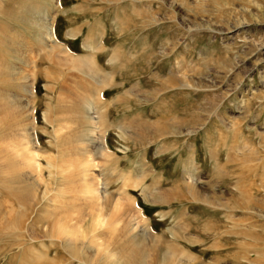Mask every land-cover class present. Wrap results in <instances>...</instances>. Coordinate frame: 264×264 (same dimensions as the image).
Wrapping results in <instances>:
<instances>
[{
    "label": "rangeland",
    "instance_id": "1",
    "mask_svg": "<svg viewBox=\"0 0 264 264\" xmlns=\"http://www.w3.org/2000/svg\"><path fill=\"white\" fill-rule=\"evenodd\" d=\"M40 1L48 44L62 47L53 57L32 19L20 21L27 3L0 0V106H12L0 116L13 111L35 126L56 155L54 125L72 150L75 131L90 128L88 154L111 191L105 222L120 195L141 232L144 257L134 264H264V0H32ZM76 54L90 64L72 65ZM125 230L123 217L113 233ZM10 238L0 241V264L15 250ZM61 254L50 256L78 264Z\"/></svg>",
    "mask_w": 264,
    "mask_h": 264
},
{
    "label": "bare ground",
    "instance_id": "2",
    "mask_svg": "<svg viewBox=\"0 0 264 264\" xmlns=\"http://www.w3.org/2000/svg\"><path fill=\"white\" fill-rule=\"evenodd\" d=\"M23 1L27 3V6L24 4L25 8L20 9V21L25 24L32 19L33 29L35 28L33 35L39 39L41 38L45 44H48L49 40H54L51 39L53 38V32L50 18L39 16L41 13L39 14L38 6L42 2ZM141 14L135 13L138 17ZM0 45L2 46V43ZM48 45L46 47H49L47 49L51 56L62 48L52 43ZM69 58L72 65L81 68L88 66L91 62L90 57L81 54L78 56L76 54L73 58L69 56ZM12 85L7 87L12 90L35 91L34 88H31V83H29V89L19 83H13ZM100 91H98L99 97L102 93ZM4 95V93H1L0 97L6 98ZM14 96L16 95L14 94ZM88 100L86 99V101ZM89 101L87 103H90ZM85 104L86 102L82 104V107ZM7 108L11 110L12 106L6 103L2 104L0 112ZM11 112L13 114V111ZM12 114L5 112L4 115L0 116V124L2 121L5 122L4 129L0 128V195L5 196L8 203L3 208L1 207L2 201H0V241H3L5 233H11V238L7 240V244L10 249H15L8 264H71V261H67L65 258L59 260L50 256L51 251H53L54 254L60 257L63 250L67 251L69 259L77 260L78 264H90L93 260L98 264H134L138 259L144 257L142 250L138 248L142 237L136 225L137 221L135 222L132 218L134 215L130 214L129 216L127 214L130 210L127 212L122 211L123 203L120 202L122 200L121 197L119 198L120 195H112L107 211L111 220L108 223L105 222L108 218H104L103 211L106 210V205L109 202L106 203L103 197L111 191L108 192L107 183L102 185L101 174L97 172L99 169L97 167L98 163H94V160L89 157L91 155L88 154V146L94 141L90 128L80 127L82 129L75 131V140H77L75 142L78 146L73 145L72 150L68 137L62 135L63 133L61 134L62 128L54 125L49 142L57 149L56 155L41 147V138L37 128H34L35 126H28L29 123L27 124L25 121L19 122L14 118L12 119ZM8 115L11 117L7 118ZM83 117L85 120H93L94 122L93 116L90 114L83 115ZM45 120L48 121L47 118ZM60 123L59 126L66 125L65 123L60 125ZM68 125L70 124L68 123ZM58 130H60L61 135ZM15 165L21 166L20 173L15 172ZM25 172L31 174L28 179L22 176ZM136 185L134 184V187ZM188 189L197 197L198 192L195 191L194 186L190 185ZM54 194L61 199L53 198ZM157 195L153 196L154 198L152 197L153 203L157 202L156 198L159 200L160 197ZM123 217H126V230L122 233L127 241L126 245L120 248H110L106 246L107 243L105 244L106 239L109 244L120 237L122 239V235H116L113 232L123 220ZM107 227L108 229H106ZM33 229L36 230L34 233ZM91 247L94 250L90 253ZM170 248H172V245ZM164 253L166 255L168 252ZM89 261L91 262L88 263ZM137 264H141V262L139 261Z\"/></svg>",
    "mask_w": 264,
    "mask_h": 264
},
{
    "label": "crops",
    "instance_id": "3",
    "mask_svg": "<svg viewBox=\"0 0 264 264\" xmlns=\"http://www.w3.org/2000/svg\"><path fill=\"white\" fill-rule=\"evenodd\" d=\"M123 11L126 12L125 9H123ZM93 24H94V23H93ZM93 24H92V25H93ZM92 25H91V26H92ZM66 48H67V47H65V49H66ZM67 49H68V48H67ZM180 197H181V196H180Z\"/></svg>",
    "mask_w": 264,
    "mask_h": 264
}]
</instances>
